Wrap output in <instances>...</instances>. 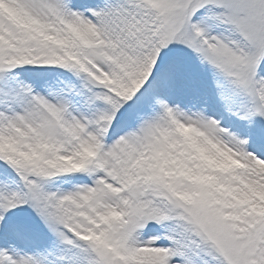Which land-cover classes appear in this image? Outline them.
<instances>
[{
	"label": "snow or ice",
	"instance_id": "obj_1",
	"mask_svg": "<svg viewBox=\"0 0 264 264\" xmlns=\"http://www.w3.org/2000/svg\"><path fill=\"white\" fill-rule=\"evenodd\" d=\"M0 264H264V0H0Z\"/></svg>",
	"mask_w": 264,
	"mask_h": 264
}]
</instances>
